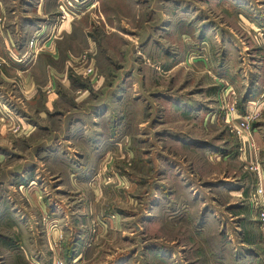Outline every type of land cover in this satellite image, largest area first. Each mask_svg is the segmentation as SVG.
Returning <instances> with one entry per match:
<instances>
[{"label": "rangeland", "instance_id": "obj_1", "mask_svg": "<svg viewBox=\"0 0 264 264\" xmlns=\"http://www.w3.org/2000/svg\"><path fill=\"white\" fill-rule=\"evenodd\" d=\"M0 7V264H264V0Z\"/></svg>", "mask_w": 264, "mask_h": 264}, {"label": "crops", "instance_id": "obj_2", "mask_svg": "<svg viewBox=\"0 0 264 264\" xmlns=\"http://www.w3.org/2000/svg\"><path fill=\"white\" fill-rule=\"evenodd\" d=\"M0 10H2V7H0ZM66 19V18H65ZM69 23V22H68ZM68 23H66V22H64L63 23V25H60V26H58V28H59V30H58V34L62 31V34L60 33V37L61 38H57V39H53V38H48L47 40H45V42H46V45L47 46H52L53 44H56V46H57V51H61V54H57V55H55V53L52 55L53 57H51L52 59H55V61H57V62H60V60L63 58H65V51H63L65 48H67V42L66 41H79V39H78V37H77V35H78V33L80 32V29H78L77 27H76V25H74L73 27L71 26H69V24ZM71 29H70V28ZM64 31H66V32H64ZM21 38V39H20ZM22 40V37H21V35H19L18 33L14 36V37H11V35L10 34H8V33H1V35H0V60L1 61H4V50H5V46H7L8 48H9V45L10 46H13V45H17L18 46V44H16V43H18L19 41H21ZM9 43V44H8ZM70 44V43H69ZM60 45H62V46H64V47H62V48H64V49H62V48H59L60 47ZM59 46V47H58ZM19 49H20V47H18ZM25 51V49H24V47L22 48V50H21V52H24ZM62 61V60H61ZM4 64H6V65H4ZM34 67L36 68V66H34V65H30V66H28L27 67V69H22V70H19L18 71V73H16V76H19V77H21L22 75H24V76H30V72H33V74L35 73V69H34ZM10 66H8V64L7 63H5V61L3 62V65L1 66V70H0V77L2 76V77H5L6 78V74H8V70L9 71H11L10 69ZM37 69V68H36ZM39 69V68H38ZM45 70V67H43L42 69H41V74L43 75V74H46V72L44 71ZM16 72H17V70H16ZM44 77V76H43ZM250 148V147H249ZM249 148H247V150H248V155L250 154V153H254V149H249ZM254 148V147H253ZM252 153V154H253ZM262 182H263V184H264V179L262 180ZM250 243H242V244H240V246H242V247H245V246H251L252 245V243H251V241H249ZM247 244V245H246ZM227 249V248H226ZM225 249V250H226ZM228 250V249H227ZM227 250L225 251L226 253L225 254H227ZM225 258V260L228 258V256H224V257H222V258H220V260H222V261H224L223 259ZM226 263V262H225Z\"/></svg>", "mask_w": 264, "mask_h": 264}, {"label": "built area", "instance_id": "obj_3", "mask_svg": "<svg viewBox=\"0 0 264 264\" xmlns=\"http://www.w3.org/2000/svg\"><path fill=\"white\" fill-rule=\"evenodd\" d=\"M251 117L248 116L241 120L234 127V134L240 139L245 140V133L249 129V122ZM251 206L256 211V220L258 222L262 236L264 237V188L263 186H257L250 195Z\"/></svg>", "mask_w": 264, "mask_h": 264}]
</instances>
